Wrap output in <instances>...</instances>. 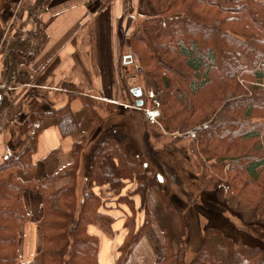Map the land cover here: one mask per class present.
<instances>
[{
	"label": "trees",
	"instance_id": "trees-1",
	"mask_svg": "<svg viewBox=\"0 0 264 264\" xmlns=\"http://www.w3.org/2000/svg\"><path fill=\"white\" fill-rule=\"evenodd\" d=\"M8 1L0 0V13ZM151 1L158 13L135 22L128 43L131 53L138 57L147 91L161 93L160 122L164 130L188 131L189 138L193 143L198 142L204 153H209V145L213 143L226 151V146L237 140H256L253 150L257 156L225 155L214 163L221 162L224 166L225 162L241 161L243 169L240 170L249 179L244 185L237 182L234 185L240 204L242 207L255 206L263 214L264 0ZM56 64L57 61L50 65L46 75ZM247 74L254 80L248 87L240 84V79ZM129 93L133 97L132 92ZM81 100L97 126L102 121L100 111L111 113L117 108L112 105L113 109H107L111 104L104 107L90 97L82 96ZM37 104L32 101L29 116L12 128L13 144L19 143L34 127ZM50 114L62 117L60 128L64 133L67 126L74 124V116L67 106L54 109ZM122 125L109 128L94 146L80 200L77 175L81 144L74 146L72 164L56 175L37 180H23L18 174L34 166L35 139L22 152L13 151L3 158L0 162V264H23L19 252L21 228L31 220L23 196L26 190L42 194V216L36 223L41 245L35 257L43 264H100L101 240L97 234L90 233L89 227L110 226L113 220L101 211L111 198L98 194L95 191L98 186L106 187L109 193H118V200L131 204L133 213L125 222L128 233L114 263L127 264L150 219L147 216L138 227L134 200L131 196L126 200L127 195H120L126 184L137 176L139 185L132 193L140 194L144 203L148 191L156 188L167 208L176 206L164 189L154 183L150 185L146 174L137 173L134 164L138 162V154L127 140ZM168 171L173 181L181 186L175 169ZM219 171L217 176L223 180L224 171ZM218 181L215 190L227 196L231 185ZM252 185L254 187L247 189ZM211 233L218 235L222 245L230 247L232 264H264V248L238 244L218 227L206 230L191 260H186L184 253L179 251L186 242L185 234L176 238L180 240L177 247L175 241L167 238L157 264H222L213 256L209 242Z\"/></svg>",
	"mask_w": 264,
	"mask_h": 264
},
{
	"label": "crops",
	"instance_id": "crops-1",
	"mask_svg": "<svg viewBox=\"0 0 264 264\" xmlns=\"http://www.w3.org/2000/svg\"><path fill=\"white\" fill-rule=\"evenodd\" d=\"M157 11L151 0H9L0 13V162L10 152H22L35 139L34 166L18 174L23 180H37L56 175L72 164L76 144L82 145V156L93 144L100 125L87 113L81 97L93 98L104 107L116 105L115 111L129 107L124 102L130 101L129 92L135 86L132 87L129 75L122 74L120 61L133 63V56L124 47L129 46L134 23ZM55 61L57 64L46 75ZM32 101L38 103L34 127L19 143L13 144L12 128L29 116ZM66 106L74 116V124L67 126L64 133L60 128L62 117L50 112ZM100 112L102 121L105 115L114 113ZM130 182L120 195L132 193L126 192ZM23 196L32 221L22 225L20 254L23 261L29 262L35 260L41 245L36 223L42 216V194L26 190ZM119 198L109 199L116 205L106 207L120 208L124 215L104 212L119 220V228L123 226L122 239L111 250L115 257L112 264L128 233L125 222L131 214L129 203ZM245 217L259 220L253 210L245 212ZM138 222L141 225L144 221L137 216ZM148 228L127 264H131L135 253L141 252L146 256L143 264H157L165 240L175 239L181 232L156 238ZM89 231L100 237L99 261L103 264L102 249L109 244V237L105 236L104 242L91 226Z\"/></svg>",
	"mask_w": 264,
	"mask_h": 264
},
{
	"label": "rangeland",
	"instance_id": "rangeland-1",
	"mask_svg": "<svg viewBox=\"0 0 264 264\" xmlns=\"http://www.w3.org/2000/svg\"><path fill=\"white\" fill-rule=\"evenodd\" d=\"M157 13L158 11L155 14ZM133 30L134 28H132V31ZM121 48H123V46ZM124 48L127 51H131L128 45ZM132 56L133 63H125L124 59V61H120L121 70L123 72L122 74L130 76L129 80L132 83V87L141 88V99L144 101V106L137 110V99L133 96L129 98L130 101L124 102L129 105V107H124L120 111L105 115L104 120L97 129L93 144L91 143V145L95 146V143L112 126L123 124V131L128 135L127 140L132 142L133 150L138 154V162L134 164V168L138 170L137 173L141 172L142 174H146L145 177L150 178V185L154 183L164 189L172 203L176 206L170 209L167 208L160 192L156 188H152L148 191L146 203L143 202L140 194L132 193L131 195L129 192L135 191L139 185V180L137 176H135L126 188V192L129 193L126 196V200H128V196L135 199V207H137L136 216H138L141 221H145L147 216L151 219L148 229L150 232L152 231L151 234L156 238L160 234L174 236L181 230L179 234H185L186 242L184 246H180L179 251L181 254L184 253L186 260H191L195 256L204 233L208 228L212 227L222 229L226 235L238 244L264 248V213L261 214L262 212L258 211L255 206L252 205V207H242L238 192L234 187L237 183L244 185L249 179V177L240 170L243 169L241 161L231 164H226L225 162L224 166L221 162L218 165L214 163L216 160L218 162L219 157H224L225 155L226 157L237 155H244L245 157L249 155L254 157L257 156L258 153L253 150L257 141L237 140L235 144L227 145L226 151L221 145H217L216 147L215 143H213L209 145V153H204L201 150L202 146L198 142L194 141L193 143L192 139L189 138L190 134L188 131H165L160 122V118L162 117L161 93L151 94L147 91L143 75H140L142 71L139 69L138 57L133 54ZM253 82L254 80L249 74H247L245 78L240 79V84L242 86L246 85L248 87L252 85ZM249 95H251V93H249ZM155 97L160 102L159 111L161 114L156 122L150 123L145 119V112L142 109L151 106L153 103L152 101H154L153 98ZM132 101H135V103ZM114 107L115 106L112 105L107 106V109H113ZM148 144L152 146L153 149L150 148ZM91 145L90 148L84 150L82 156L80 155L79 158V170L77 175L78 200L81 198L85 170L94 148V146ZM168 169H175L176 174L181 179V186L173 181ZM220 169L224 171L223 180H220V177H218L220 175ZM216 181H218V183H229L231 185V190L227 196L223 194L222 191L215 190L217 185ZM262 182H264V171L261 175V183ZM251 187L254 186L252 185L247 189ZM95 191L98 194L104 195L107 199L119 196L118 193L114 191L109 193L104 187L100 186L96 187ZM108 204L116 205L114 202H108ZM130 206L131 204L129 207ZM248 210L255 211L259 220L247 219V217H245V212L247 213ZM102 211L112 213L113 215V212L118 213V215H124V211L120 208L114 210L113 208L103 206ZM130 211L133 213L131 207ZM109 216L113 220L110 226L101 224L91 226V230L100 234L104 242L106 241L105 236L109 237L107 238L109 244L106 243L102 249L103 264H106V261L112 264L115 260L111 250L118 246L123 235V226L121 228L118 227L119 220H115L112 215ZM137 224L139 227V222ZM149 238H151V236H148V239ZM151 239L158 241L155 238ZM21 240L22 233L20 241ZM172 240L175 241L174 244L177 247L176 244L180 243V240L176 238ZM209 242L215 258L221 259L222 261H220L222 264H232L231 249L229 246L220 243L217 234L211 233ZM145 258L146 256L143 252L140 254L135 253L131 264H143ZM20 259L23 264H43L42 261L36 257L34 261L28 262L23 261L20 254Z\"/></svg>",
	"mask_w": 264,
	"mask_h": 264
},
{
	"label": "built area",
	"instance_id": "built-area-1",
	"mask_svg": "<svg viewBox=\"0 0 264 264\" xmlns=\"http://www.w3.org/2000/svg\"><path fill=\"white\" fill-rule=\"evenodd\" d=\"M154 101H152V105L151 106H148V107H145L144 109V112H145V119L148 121V122H156L160 116V111H159V106H160V102L159 100L155 97L153 98ZM144 106V105H143ZM142 107H136V109H141L143 108Z\"/></svg>",
	"mask_w": 264,
	"mask_h": 264
},
{
	"label": "water",
	"instance_id": "water-1",
	"mask_svg": "<svg viewBox=\"0 0 264 264\" xmlns=\"http://www.w3.org/2000/svg\"><path fill=\"white\" fill-rule=\"evenodd\" d=\"M133 96L137 99L136 101V106L139 108V107H142L143 104H144V101L143 99H141L142 97V90L140 87H134L132 90H131Z\"/></svg>",
	"mask_w": 264,
	"mask_h": 264
}]
</instances>
